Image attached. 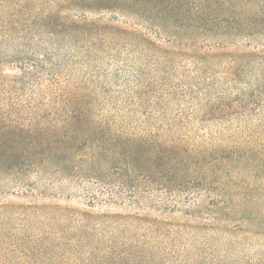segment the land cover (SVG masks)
Here are the masks:
<instances>
[{
  "label": "trees",
  "instance_id": "1",
  "mask_svg": "<svg viewBox=\"0 0 264 264\" xmlns=\"http://www.w3.org/2000/svg\"><path fill=\"white\" fill-rule=\"evenodd\" d=\"M53 2L55 10L39 16L37 5L26 1L19 10L27 12L15 21L23 27L20 38L25 47L30 41L33 45L29 49L42 57L31 63L34 72L45 73L49 77L46 91H55L49 96L52 101L48 103V116L40 111L29 126L0 129V178L32 186L54 173L95 179L122 191L135 189L139 181H145L151 187L157 184L170 195L203 186L230 195L228 187L233 179L223 178L218 162L224 158L220 153L196 155L180 145L168 144L159 153L149 149L141 153L133 149L130 137L124 134L123 118L97 116L95 105L104 91L96 79L102 69L99 52H105L101 46L108 41L98 30L104 25L92 22L95 29L91 30L92 23L85 16L77 20L65 15L64 10H109L130 15L136 25L147 29L148 32L137 26L130 29V40L135 42L132 50L138 53L133 54L141 57V63L134 61L139 68L136 78L130 79V96L135 93L140 101L148 96L159 98L164 87L170 88L168 79L185 60L192 61L195 69L211 74L223 64L221 72L226 80L237 81L248 71H264V49L241 45L243 40L252 41L251 46L264 45V0ZM9 26L13 30L14 24ZM36 33L40 35L38 39ZM156 37L166 39L172 46H162ZM51 44L54 49L69 45L76 54L58 63L54 61L55 52L45 46ZM73 68L82 74L62 76ZM155 158L161 164H154ZM195 229L136 215H98L52 205L4 204L0 205V264H151L156 252L164 260L179 259L180 251L187 254L189 249L187 244L175 247L176 240L183 235L182 241H189ZM194 253L198 257L201 250Z\"/></svg>",
  "mask_w": 264,
  "mask_h": 264
},
{
  "label": "rangeland",
  "instance_id": "2",
  "mask_svg": "<svg viewBox=\"0 0 264 264\" xmlns=\"http://www.w3.org/2000/svg\"><path fill=\"white\" fill-rule=\"evenodd\" d=\"M26 1L35 3L41 16L53 12L57 7L53 1L59 0H0V129L29 126L40 111L48 116V103L52 101L49 96L55 91H46L49 77L45 73L34 72L31 63L42 57L29 49L33 43L29 41L25 47L20 38L23 27L15 21L27 12L19 10ZM68 8L64 10L68 17L80 20L85 16L91 23L104 25L98 30L108 41L101 46L105 52H99L102 74L99 71L96 79L104 91L95 105L97 116L123 118L124 134L130 137L133 149L141 153L144 149L159 153L166 144L180 145L196 155L220 153L224 158L218 162L223 178L233 179L228 187L230 195L207 186L170 195L157 184L151 187L145 181H139L135 189L122 191L95 179L51 173L35 186H20L0 178V205H52L98 215H136L197 228L189 241H182V235L174 245L178 248L187 244V254L180 251L179 259L164 260L156 252L151 264H220L218 260L221 264H264V71H248L237 81L226 80L221 72L223 64L211 74L185 60L168 79L170 88L164 87L159 98L148 96L139 101L135 93L130 96V79L136 78L139 68L135 62L141 63V57L133 54L138 53L132 50L135 42L130 40V29H147L136 25L130 15ZM9 23L14 24L13 30ZM94 23L91 30L95 29ZM158 39L162 46H172L166 39ZM250 42L243 40L241 45L264 49L263 44L251 46ZM45 46L55 52L54 61L58 63L76 54L69 45L57 49L52 44ZM73 70L62 76L82 74ZM154 162L161 164L156 158ZM234 230L240 232L232 233ZM198 249L201 254L197 257L194 251Z\"/></svg>",
  "mask_w": 264,
  "mask_h": 264
}]
</instances>
